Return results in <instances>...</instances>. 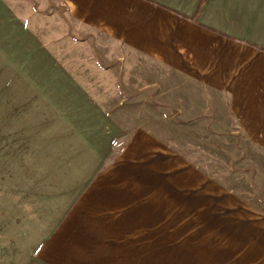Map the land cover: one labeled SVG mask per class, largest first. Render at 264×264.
Here are the masks:
<instances>
[{"label":"crops","instance_id":"1","mask_svg":"<svg viewBox=\"0 0 264 264\" xmlns=\"http://www.w3.org/2000/svg\"><path fill=\"white\" fill-rule=\"evenodd\" d=\"M34 4L24 14L0 0V20L37 22L30 32L49 55L52 82L38 101L46 116L34 117L48 155L36 165L47 167L40 173L55 183L56 203L39 219V255L53 264H216L176 252L183 241L169 232L212 229L213 219L231 241L253 247L240 264H264L263 210L253 217L241 196L219 191L160 133L120 122L168 118L174 108L172 117L219 119L223 133L240 131L264 154V0ZM152 103L158 115L146 109Z\"/></svg>","mask_w":264,"mask_h":264},{"label":"rangeland","instance_id":"2","mask_svg":"<svg viewBox=\"0 0 264 264\" xmlns=\"http://www.w3.org/2000/svg\"><path fill=\"white\" fill-rule=\"evenodd\" d=\"M8 1L23 7V13L27 14L34 3H39L40 9L46 11L48 3L53 5L58 0ZM4 16L0 11V17ZM12 20H0V264H53L41 257L33 244L35 235H44L39 219L56 203L55 183L47 181V175L40 173L47 167L36 165L38 161H47L40 154L48 155L46 146L43 149L39 146L47 141V135L43 134L41 139L34 117L46 116L38 101L42 99L40 91L46 90L47 84L52 82L46 69L49 55L46 44L39 43L30 32L37 22L29 19L17 26L18 22ZM39 26L47 30L46 17ZM154 104L146 106L151 116L160 113L155 112L159 107ZM46 108L45 105L43 111L46 112ZM173 113L174 108H170L168 118L120 117V122L127 128L142 125L160 133L166 137L170 152L214 181L219 191L241 196L253 217L255 210L264 211V166L258 165L264 154L240 131L223 133L219 119L177 118L171 116ZM28 119H34L37 125L27 127L31 126ZM225 214L217 213L216 217ZM174 217L168 215V223ZM202 223L200 225H207ZM208 225L212 229L169 230L173 241H183L176 246V252H200L213 256L216 264H240L241 253L253 248L231 241L229 235L226 236L229 230L223 228L224 223L212 219Z\"/></svg>","mask_w":264,"mask_h":264}]
</instances>
